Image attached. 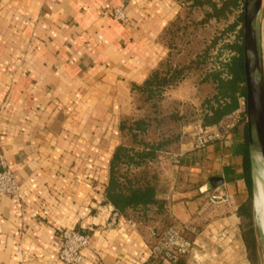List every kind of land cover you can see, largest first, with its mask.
<instances>
[{
    "label": "crops",
    "instance_id": "1",
    "mask_svg": "<svg viewBox=\"0 0 264 264\" xmlns=\"http://www.w3.org/2000/svg\"><path fill=\"white\" fill-rule=\"evenodd\" d=\"M183 1L0 0V161L25 194L0 197V264H62L64 229L90 231L82 264H154L151 233L171 227L192 243L177 264H255L262 164L248 145L245 89L208 126L218 138L174 145L179 165L157 168L156 205L119 212L106 198L117 150H141L126 127L151 116L137 89L171 55L165 35ZM119 7L125 22L111 15ZM259 31L264 66V6ZM161 133L153 126L143 141ZM214 192L229 202L210 204Z\"/></svg>",
    "mask_w": 264,
    "mask_h": 264
},
{
    "label": "rangeland",
    "instance_id": "2",
    "mask_svg": "<svg viewBox=\"0 0 264 264\" xmlns=\"http://www.w3.org/2000/svg\"><path fill=\"white\" fill-rule=\"evenodd\" d=\"M197 1L202 5L195 4L192 0L183 1L181 14L165 35L171 55L161 66V72L167 73L171 70L169 75L174 69H182L183 72L179 81L162 91L163 111L177 117L170 119L161 134L172 136L171 138L179 136V140L172 147L162 150L154 163L152 162L151 167L156 174L161 163L171 167L178 166L174 161L179 159V153L174 145L187 138L195 141L201 130L210 129L203 126L205 115L210 114L209 107L215 105V90L212 79L208 76L214 72H223L222 66L232 57H236L231 46H242L243 0L229 15L225 11L217 16L211 10L210 4L220 7L223 0ZM224 76V73L221 74V77ZM127 141L133 140L128 137ZM121 169L120 173L126 171L123 167ZM261 184L264 186V183ZM258 243L255 264H264L262 231L259 232Z\"/></svg>",
    "mask_w": 264,
    "mask_h": 264
},
{
    "label": "trees",
    "instance_id": "3",
    "mask_svg": "<svg viewBox=\"0 0 264 264\" xmlns=\"http://www.w3.org/2000/svg\"><path fill=\"white\" fill-rule=\"evenodd\" d=\"M192 1L202 5L197 0ZM241 2L242 0H223L220 7L210 4V8L216 16L225 11L229 15L239 7ZM231 49L235 51L236 57H232L222 66L223 72H214L208 76L215 85L213 97L215 105L209 107L210 114L205 115L203 126L218 124L224 117L230 116L238 108V97L244 98L242 46L235 44L231 46ZM170 71L153 73L146 83L137 89L146 96L144 102L152 104L151 116L137 119L126 127L131 134L133 144L141 147V150L133 151L120 147L112 159L110 180L105 194L107 201L119 212L127 210L141 212L157 204L155 200L157 174L154 173L155 169L152 170L151 164L162 150L177 143L179 136L171 138L172 136L166 137L160 134L157 141L148 143L143 141V136L153 126L163 130L170 119L177 117L175 114L162 116L163 112L159 105L162 100V91L182 78V69H174L169 75ZM223 73L225 76L221 77ZM121 167L126 171L120 173ZM181 260L182 258L179 262Z\"/></svg>",
    "mask_w": 264,
    "mask_h": 264
},
{
    "label": "built area",
    "instance_id": "4",
    "mask_svg": "<svg viewBox=\"0 0 264 264\" xmlns=\"http://www.w3.org/2000/svg\"><path fill=\"white\" fill-rule=\"evenodd\" d=\"M112 17L119 21L125 22L126 16L121 7L114 8L111 11ZM218 134H214L210 129L204 128L194 141L196 149H203L213 139L218 138ZM174 163L179 165V159ZM0 197L15 198L23 200L24 192L21 190V185L17 181L15 174L7 168L4 161H0ZM207 201L212 205H222L229 202L226 195L220 193H211L207 195ZM113 219L110 225L114 223ZM131 225L134 226L133 223ZM186 228L179 230L174 227L166 229L163 233H151L157 243L152 247V259L154 264L168 263L177 264L183 257L189 255L192 250V243L185 237ZM92 235L90 231L83 232L74 229H64L59 233L57 238V259L62 264H82L84 254L91 245ZM21 254V250H18Z\"/></svg>",
    "mask_w": 264,
    "mask_h": 264
},
{
    "label": "water",
    "instance_id": "5",
    "mask_svg": "<svg viewBox=\"0 0 264 264\" xmlns=\"http://www.w3.org/2000/svg\"><path fill=\"white\" fill-rule=\"evenodd\" d=\"M264 0H243L242 60L248 145L264 165V66L259 22Z\"/></svg>",
    "mask_w": 264,
    "mask_h": 264
},
{
    "label": "bare ground",
    "instance_id": "6",
    "mask_svg": "<svg viewBox=\"0 0 264 264\" xmlns=\"http://www.w3.org/2000/svg\"><path fill=\"white\" fill-rule=\"evenodd\" d=\"M258 162L261 160L260 155L257 154ZM261 183H264V168H261L259 171V177L257 179V192L255 196V209L257 212V218L260 223L261 231L264 233V186Z\"/></svg>",
    "mask_w": 264,
    "mask_h": 264
}]
</instances>
